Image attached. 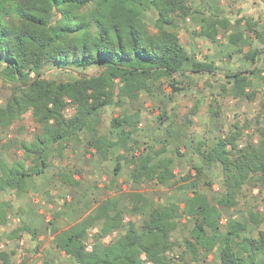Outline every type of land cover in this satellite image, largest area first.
<instances>
[{
    "label": "trees",
    "instance_id": "16d2710c",
    "mask_svg": "<svg viewBox=\"0 0 264 264\" xmlns=\"http://www.w3.org/2000/svg\"><path fill=\"white\" fill-rule=\"evenodd\" d=\"M192 2L0 0V80L10 91L0 106V129L11 127L28 113L37 126L32 141L21 143L26 159H31L33 164L17 162L9 166L0 162V190L26 192L27 178L45 173L55 147L84 130L95 134L91 121L105 108L133 102L141 93H151L157 84L167 83L174 91L183 90L175 84L176 77H186L182 72L186 63L192 73L213 72L212 65L187 55L179 34L172 29L175 19L186 21L196 13ZM151 12L155 14L154 23L146 21ZM202 22L201 34L211 41L216 40L219 29H226L229 24L226 18L215 14ZM246 23L250 30L255 26L249 20ZM241 39V35H236L232 41L237 44ZM261 41L264 45V39ZM255 55L248 58L254 62ZM93 67L100 69L97 75L80 74L81 70ZM51 70L79 76L71 81H56L45 77V72ZM227 78L234 98H253L247 92L252 83L245 73ZM199 107L195 106L189 116H195ZM68 108L74 110L70 117L66 116ZM135 117L125 114L114 119L112 127L131 126L136 123ZM261 117L258 116L252 134H245L252 129L250 121L243 125L237 122L232 132L216 138L212 144L200 141L197 147L200 165L194 166V176L188 174L175 180L172 159L152 162L151 156H146L138 163L132 159V177L136 182L144 179L159 185L184 183L182 189L193 194L187 200L186 212L173 202L152 207L143 194L132 193L129 216L147 214L140 228L133 219L124 226V212L107 200L95 215L79 225L55 230L57 248L73 264H177V259L186 263L187 258L206 262L212 253L218 257L219 264H264V233L255 236L253 232L264 223L258 206L247 209V222L230 217L226 224L222 223L223 210L236 209L240 198L247 197L243 194L245 187L250 192L258 191L264 212ZM168 118L162 113L158 119ZM190 124L192 121L187 118L185 128ZM177 135L168 130L166 139L177 142L180 140ZM128 139L124 131L118 134L116 142L95 134L93 145L98 153L105 155L116 145L126 146ZM244 139L245 143L241 144ZM174 149L179 154V147ZM163 152L164 148L155 155ZM119 159L127 160L124 154ZM213 166L220 168L223 178V192L215 199L200 190L203 184L211 188L212 183L204 181L203 176ZM119 171L120 163L115 175ZM8 207V203L0 206V229L6 227ZM184 217L193 222V227L180 245L174 235ZM98 221H102V226L95 236L96 243L87 251L89 230ZM122 229L125 231L117 239L109 244L101 243L112 231ZM21 231L14 230L7 238L19 237ZM181 247L184 251L177 258L176 248ZM0 258L9 263L8 254L0 253Z\"/></svg>",
    "mask_w": 264,
    "mask_h": 264
},
{
    "label": "rangeland",
    "instance_id": "374dc122",
    "mask_svg": "<svg viewBox=\"0 0 264 264\" xmlns=\"http://www.w3.org/2000/svg\"><path fill=\"white\" fill-rule=\"evenodd\" d=\"M192 3L196 13L186 21L175 19L172 29L179 34L187 55L191 59L212 65L214 71L192 73L190 65L186 63L182 70L186 77H176L178 83L175 84V87L183 90L174 91L167 83L157 84L151 89V93L143 92L137 100L127 101L124 106L107 107L97 118L92 119L94 133L107 136L111 141L116 142L118 134L124 131L126 136H129L126 146L116 145L105 155L100 154L93 145L95 134L91 135L84 130L53 149L46 173L41 175L42 181L28 177V189L22 193L0 190V206L9 204L6 209V227L0 229V253L9 255L8 264H73L54 243V231H64L75 223L79 225L95 206L103 205L107 200H111L124 212V226L133 219L140 228L147 216H129V195L132 193L143 194L150 200L152 207L173 202L186 212L187 200L193 194L182 189L184 183L179 182L176 185L170 182L159 185L144 179L136 182L132 177V159H135L136 163L146 156H151L152 162L172 159L175 180L188 174L194 176V166L200 165L197 155L200 141L212 144L216 138L232 132L237 122L241 125L246 121L252 123V129L245 131V134L249 135L255 128L258 116L262 115L261 121L264 122V45L261 41L264 39V5L257 0H193ZM212 14L220 18L226 17L229 23L226 29L218 30L215 41L201 34L202 19ZM248 20L255 25L252 30L246 23ZM146 21L154 23L155 14L148 13ZM238 33L242 39L235 44L232 40ZM255 53L253 62L248 56ZM99 71V68L93 67L81 70L80 74L97 75ZM239 72L245 73L251 80L252 86L247 91L253 96L250 100L234 98L231 94L232 85L228 84L227 75ZM78 76V73L60 70L45 72L46 78L64 82ZM9 93V89L3 86L0 80V106L4 105ZM195 106H200L197 114L189 116ZM73 111L68 108L66 116L70 117ZM162 113L167 114L169 118L160 121L158 118ZM125 114L136 116V123L113 128V120ZM187 118L192 121L188 129L184 125ZM36 130L37 126L31 113L11 127L0 129V162L9 166L17 162H24L26 166L32 165V160L26 159L21 143L31 142ZM168 130L178 134L180 140L167 141ZM244 143L245 139L241 141V144ZM174 147H179V154L175 152ZM163 148L165 152L156 156L155 152ZM122 154L127 160L119 159ZM119 163L120 171L115 175ZM203 179L212 183V186L210 188L203 184L200 187L202 193L215 199L223 192V178L219 167L208 169ZM102 186L105 187L101 188ZM257 193V190L250 192V189L245 187L243 194L247 197L240 198L236 209L223 210L222 223L226 224L230 217L247 222V209L250 206H258V210L264 215ZM46 219L48 221H45ZM101 226L102 221H98L89 230L87 251H91L95 245V236ZM192 227L193 222L186 217L181 220L174 235L180 245L189 237ZM17 229L22 230L19 237L8 239V235ZM124 231L125 229L112 231L102 238L101 243L109 244ZM253 232L255 236L259 232L264 233V223L258 230L253 229ZM183 251V247L176 248L177 258ZM176 262L219 264V259L212 253L208 255L206 262H192L189 258L186 263L178 259ZM0 264L7 263L0 258Z\"/></svg>",
    "mask_w": 264,
    "mask_h": 264
},
{
    "label": "crops",
    "instance_id": "0c3cea01",
    "mask_svg": "<svg viewBox=\"0 0 264 264\" xmlns=\"http://www.w3.org/2000/svg\"><path fill=\"white\" fill-rule=\"evenodd\" d=\"M257 1H260L263 5H264V0H257ZM222 18H226V17H222ZM239 23V22H238ZM239 35H240V33H238ZM235 36V35H234ZM234 36H232V37H234ZM231 37V38H232ZM45 173H46V171H45ZM45 173H43V174H41V175H45ZM41 175H38V176H33L32 178H34L36 181H40L41 180ZM77 179V178H76ZM75 179V181H77ZM42 181V180H41ZM38 183H41V182H38ZM105 186H102L101 188H104ZM100 206H102V205H97V206H95L90 212H89V215L84 219V220H86L87 218H89L90 216H93L96 212H97V210H98V208L100 207ZM45 221H48V219H46ZM78 223H75V225H77ZM75 225H73V226H75ZM70 227H72V225L70 226ZM69 227V228H70ZM69 228H67V229H69ZM66 229V230H67Z\"/></svg>",
    "mask_w": 264,
    "mask_h": 264
}]
</instances>
